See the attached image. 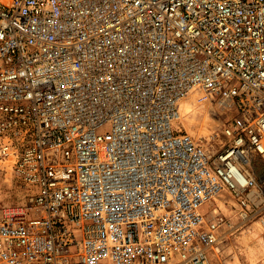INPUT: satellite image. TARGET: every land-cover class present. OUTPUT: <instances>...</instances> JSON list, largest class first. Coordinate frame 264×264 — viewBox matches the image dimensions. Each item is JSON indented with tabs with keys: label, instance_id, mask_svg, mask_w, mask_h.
<instances>
[{
	"label": "built area",
	"instance_id": "2783aa9c",
	"mask_svg": "<svg viewBox=\"0 0 264 264\" xmlns=\"http://www.w3.org/2000/svg\"><path fill=\"white\" fill-rule=\"evenodd\" d=\"M0 163V264H211L264 226V0H0Z\"/></svg>",
	"mask_w": 264,
	"mask_h": 264
},
{
	"label": "rangeland",
	"instance_id": "374dc122",
	"mask_svg": "<svg viewBox=\"0 0 264 264\" xmlns=\"http://www.w3.org/2000/svg\"><path fill=\"white\" fill-rule=\"evenodd\" d=\"M206 110L208 111V109ZM207 113L210 118L215 117L210 115V112ZM216 126H220V124L210 128L207 134L209 135ZM183 128L189 134L197 138L194 129ZM28 195V188L15 178L10 166L7 163H0V206H24L27 203ZM222 212L231 219L233 224L236 222V217L230 209L224 208ZM220 233H222L223 236L218 244L209 252L211 264H264V226L260 223L253 222L240 228L235 227L231 230L225 228L222 229ZM243 242H246V244ZM245 245L249 248L252 245H256V251H259L258 246H261L263 250L260 253L262 255L258 258L252 257L249 253V249L246 248Z\"/></svg>",
	"mask_w": 264,
	"mask_h": 264
},
{
	"label": "bare ground",
	"instance_id": "6f19581e",
	"mask_svg": "<svg viewBox=\"0 0 264 264\" xmlns=\"http://www.w3.org/2000/svg\"><path fill=\"white\" fill-rule=\"evenodd\" d=\"M208 107V108H206ZM208 109V111L206 110ZM212 115L214 118H210L208 116V113ZM178 125H182V127H185L187 129H194L196 131V137H206L208 136L207 132L210 130V128H213L214 125L220 124L221 121L219 118L214 114V106L212 104H209L208 102H202V103H194V102H184L181 103L179 106V118H178ZM177 125V124H176ZM195 138V137H194ZM253 171H257V166H252ZM213 203H217V206H223L224 202L218 198H214ZM262 222V221H261ZM259 223V222H258ZM244 243V242H243ZM246 244V242L244 243ZM246 248L249 249V253L252 255V257H259L262 255L260 252L263 250L261 246H258L259 251H256L257 249L256 245H252ZM249 246V245H248Z\"/></svg>",
	"mask_w": 264,
	"mask_h": 264
}]
</instances>
